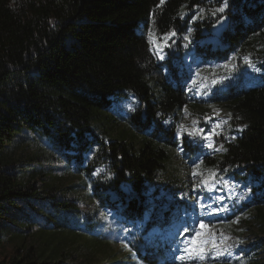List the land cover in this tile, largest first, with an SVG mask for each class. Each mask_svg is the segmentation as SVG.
Masks as SVG:
<instances>
[{
	"label": "trees",
	"instance_id": "1",
	"mask_svg": "<svg viewBox=\"0 0 264 264\" xmlns=\"http://www.w3.org/2000/svg\"><path fill=\"white\" fill-rule=\"evenodd\" d=\"M223 3L0 0V204L39 185L33 178L36 170L24 178L25 167L32 166L34 158L14 163L5 155L6 146L24 130L46 138L63 153L98 140L92 157L105 168L94 186L100 193L106 192L107 198L110 193L116 195L134 214L161 188L182 192L181 180L167 167L180 143L178 124L188 104L185 76L178 75L172 57L156 66L150 45L191 27L194 49L204 58L222 59L237 49H264V0H228L225 11L213 15L215 10L210 9ZM223 15L229 17V23L218 44L202 43L212 34L211 25ZM204 29L207 35L202 34ZM187 46L178 42L174 52L167 51L180 56ZM163 66L167 72L162 71ZM128 95L138 104L125 119V129L100 138L98 130H112L105 113L113 99ZM216 102L223 106L227 118L216 143L226 151L204 154L196 165L220 177L249 179L254 183L253 203H261L264 81L250 86L228 84L216 95ZM73 203L53 198L47 206L64 209ZM167 204L158 202L159 206ZM261 218L264 222V214ZM7 264L27 262L14 258ZM213 264H264V254L242 253Z\"/></svg>",
	"mask_w": 264,
	"mask_h": 264
},
{
	"label": "rangeland",
	"instance_id": "2",
	"mask_svg": "<svg viewBox=\"0 0 264 264\" xmlns=\"http://www.w3.org/2000/svg\"><path fill=\"white\" fill-rule=\"evenodd\" d=\"M190 30L191 27L185 33H169L150 45L156 66L172 57L171 64H178V75L185 76L188 104L178 124L180 143L167 167L174 178L181 180L185 193L161 188L134 214L116 195L110 193L107 198L106 192L100 193L94 186L105 168L99 160L93 161L98 140L63 153L46 138L24 130L6 146L5 155L14 163L34 158L33 165L25 167L24 178L36 170L33 178L39 185L0 204L1 264L14 258H23L27 264H213L242 253L263 256L264 201L253 203L254 183L215 175L205 187L201 181L208 180L210 174L199 170L196 162L202 155L220 149L216 142L225 130L227 118L216 95L231 83L250 86L263 82L264 49H237L222 59L204 58L194 49ZM178 42L188 46L180 56L170 54L178 48ZM201 42H207L206 37ZM162 71L167 72V67L163 66ZM137 104L131 95L114 98L105 113L112 121V130H98V136L105 138L110 132L113 137L124 130L125 119ZM198 129L202 130L200 134H188ZM241 196L245 198L241 200ZM53 198L74 203L64 209L49 208L47 203ZM161 201L168 204L159 206ZM201 204L205 207L201 208ZM225 206L228 211H212ZM201 220L207 226L204 229L199 227ZM185 227L189 228L188 233L184 232ZM179 229L184 232L180 240L167 239ZM197 230L202 232L198 241H206L203 260L183 253L177 246L185 244ZM213 244L221 250L230 246V254L222 252L216 256ZM28 247L32 248L31 253H26ZM181 255L185 259H178Z\"/></svg>",
	"mask_w": 264,
	"mask_h": 264
},
{
	"label": "snow or ice",
	"instance_id": "3",
	"mask_svg": "<svg viewBox=\"0 0 264 264\" xmlns=\"http://www.w3.org/2000/svg\"><path fill=\"white\" fill-rule=\"evenodd\" d=\"M163 3H164V0H161V4H163ZM227 7H228V0H224V3L219 8H217L216 11L213 12L212 14L216 15V12L223 13ZM201 11H203V10H201ZM223 19H224V17L221 16L220 20H223ZM218 23H219V21H218ZM174 34L175 33L173 32L170 35H174ZM150 35H151V33H150ZM184 39L187 40L188 37L185 36ZM160 58L163 59V56H161ZM244 59H245L246 62H248V58L247 57H245ZM227 66L228 65H225V67H227ZM256 71H259V69H256ZM213 82L215 83L216 81H213ZM193 84H195V81H193ZM165 123H167V121ZM193 123H195V121ZM215 127H219V125H216ZM201 132H202V130L198 129L196 131L189 132L188 134L190 136H196V135L200 134ZM213 132L215 133V129L213 130ZM215 134L218 135L219 133H215ZM208 138L210 139V136ZM208 147H212V145L209 144ZM219 150H225L226 151V149H223L222 145L220 146ZM194 175H195V173H194ZM214 178H215V173L212 172L210 174L209 179L208 180H202L201 184L204 185L205 187H207V186H209L210 182L212 180H214ZM225 183H227V182H225ZM244 198H245V196H241L240 197L241 200L244 199ZM219 199H223V197H220ZM200 207L204 208L205 205L201 204ZM212 211L213 212H216V211H228V209L225 206L222 209H212ZM101 215H103V213ZM238 220H239V218H237V222H238ZM199 227H200V229H204L207 226L204 224L203 220H201ZM189 231H190L189 228H187V227L184 228V232L185 233H188ZM201 236H202V232L199 231V230L196 231L195 235L189 236V238L184 242L185 243V247L182 250V252L186 253L189 256H196V257H198L201 260L205 259L204 244L206 243V241H203V240L198 241V238L201 237ZM124 246L127 247L126 244ZM213 249L215 251V255L216 256H220L222 254V252L230 254V246H225L223 248V250H221L216 244H213ZM178 259L183 260V259H185V256L181 255L180 257H178Z\"/></svg>",
	"mask_w": 264,
	"mask_h": 264
},
{
	"label": "water",
	"instance_id": "4",
	"mask_svg": "<svg viewBox=\"0 0 264 264\" xmlns=\"http://www.w3.org/2000/svg\"><path fill=\"white\" fill-rule=\"evenodd\" d=\"M224 19L220 20V18L211 25V33L215 37H219L222 32L227 28L229 23V17L227 15H223ZM219 21V23H218Z\"/></svg>",
	"mask_w": 264,
	"mask_h": 264
},
{
	"label": "bare ground",
	"instance_id": "5",
	"mask_svg": "<svg viewBox=\"0 0 264 264\" xmlns=\"http://www.w3.org/2000/svg\"><path fill=\"white\" fill-rule=\"evenodd\" d=\"M184 235L183 230L179 229L177 231H175L174 233L170 234L169 236H167L168 240H180L182 238V236ZM181 250L184 249L185 244H179L177 245Z\"/></svg>",
	"mask_w": 264,
	"mask_h": 264
},
{
	"label": "built area",
	"instance_id": "6",
	"mask_svg": "<svg viewBox=\"0 0 264 264\" xmlns=\"http://www.w3.org/2000/svg\"><path fill=\"white\" fill-rule=\"evenodd\" d=\"M202 34L207 35V31L204 29L202 31ZM207 39H212L213 40V43H217L218 44V40L216 38H213V37L209 38V37H207Z\"/></svg>",
	"mask_w": 264,
	"mask_h": 264
}]
</instances>
